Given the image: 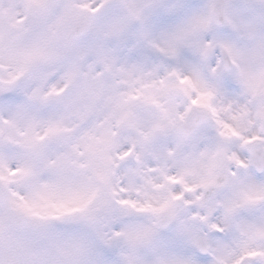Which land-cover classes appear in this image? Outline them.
Returning a JSON list of instances; mask_svg holds the SVG:
<instances>
[{
    "label": "snow or ice",
    "instance_id": "obj_1",
    "mask_svg": "<svg viewBox=\"0 0 264 264\" xmlns=\"http://www.w3.org/2000/svg\"><path fill=\"white\" fill-rule=\"evenodd\" d=\"M0 264H264V0H0Z\"/></svg>",
    "mask_w": 264,
    "mask_h": 264
}]
</instances>
